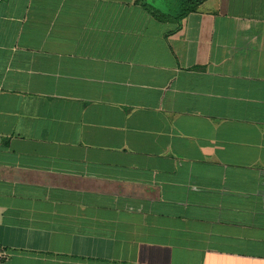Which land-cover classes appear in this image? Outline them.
<instances>
[{
	"label": "crops",
	"instance_id": "obj_1",
	"mask_svg": "<svg viewBox=\"0 0 264 264\" xmlns=\"http://www.w3.org/2000/svg\"><path fill=\"white\" fill-rule=\"evenodd\" d=\"M180 15L0 0V264H264V0Z\"/></svg>",
	"mask_w": 264,
	"mask_h": 264
},
{
	"label": "rangeland",
	"instance_id": "obj_2",
	"mask_svg": "<svg viewBox=\"0 0 264 264\" xmlns=\"http://www.w3.org/2000/svg\"><path fill=\"white\" fill-rule=\"evenodd\" d=\"M148 1H149V4H153L154 7L155 6L161 7L162 2L165 1L166 9L170 10L172 15L174 13H177L179 9H182L180 8L182 0H164V1L163 0H148Z\"/></svg>",
	"mask_w": 264,
	"mask_h": 264
},
{
	"label": "trees",
	"instance_id": "obj_3",
	"mask_svg": "<svg viewBox=\"0 0 264 264\" xmlns=\"http://www.w3.org/2000/svg\"><path fill=\"white\" fill-rule=\"evenodd\" d=\"M200 3L201 0H182L180 7L182 8V15L180 16L185 17L188 13L193 12L194 10H196L198 5H200Z\"/></svg>",
	"mask_w": 264,
	"mask_h": 264
},
{
	"label": "built area",
	"instance_id": "obj_4",
	"mask_svg": "<svg viewBox=\"0 0 264 264\" xmlns=\"http://www.w3.org/2000/svg\"><path fill=\"white\" fill-rule=\"evenodd\" d=\"M4 256H5V254L3 253V251H2L1 248H0V261H1V259L4 258Z\"/></svg>",
	"mask_w": 264,
	"mask_h": 264
}]
</instances>
